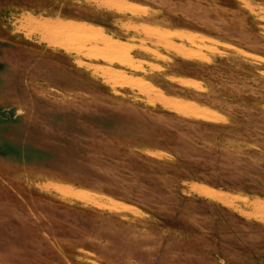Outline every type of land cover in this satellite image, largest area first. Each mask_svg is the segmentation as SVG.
<instances>
[{
	"label": "rangeland",
	"instance_id": "obj_1",
	"mask_svg": "<svg viewBox=\"0 0 264 264\" xmlns=\"http://www.w3.org/2000/svg\"><path fill=\"white\" fill-rule=\"evenodd\" d=\"M0 264H264V0H0Z\"/></svg>",
	"mask_w": 264,
	"mask_h": 264
},
{
	"label": "bare ground",
	"instance_id": "obj_2",
	"mask_svg": "<svg viewBox=\"0 0 264 264\" xmlns=\"http://www.w3.org/2000/svg\"><path fill=\"white\" fill-rule=\"evenodd\" d=\"M47 27V26H46ZM65 29V28H64ZM70 194H72V193H70ZM78 195V194H77ZM87 197V196H86ZM97 202V201H96Z\"/></svg>",
	"mask_w": 264,
	"mask_h": 264
}]
</instances>
